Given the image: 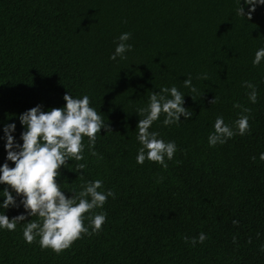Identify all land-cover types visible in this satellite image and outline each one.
Segmentation results:
<instances>
[{
  "label": "trees",
  "instance_id": "1",
  "mask_svg": "<svg viewBox=\"0 0 264 264\" xmlns=\"http://www.w3.org/2000/svg\"><path fill=\"white\" fill-rule=\"evenodd\" d=\"M238 6V0H0V137L4 124L15 123L21 142L19 114L37 104L62 107L68 92L87 94L110 129L96 134L97 156L83 137L84 159L61 166L57 183L66 197L95 179L102 180L98 190L115 193L91 210L106 213L101 230L91 233L85 219L90 234L59 254L42 249L39 237L23 239V223L38 217L0 230V264H264V60L252 64L264 47V5L246 18L235 14ZM123 32L131 33L132 49L110 60ZM188 76L195 92L183 85ZM245 82L256 87V103ZM173 85L192 117L165 126L161 113L149 130L175 141L177 151L167 168L147 159L137 164L136 110L151 92ZM240 114L249 116V130L210 147L216 117L235 129ZM4 157L0 140V163ZM78 163L85 164L82 175L73 172ZM24 212L5 210L10 219ZM201 232L203 243L184 239Z\"/></svg>",
  "mask_w": 264,
  "mask_h": 264
},
{
  "label": "clouds",
  "instance_id": "2",
  "mask_svg": "<svg viewBox=\"0 0 264 264\" xmlns=\"http://www.w3.org/2000/svg\"><path fill=\"white\" fill-rule=\"evenodd\" d=\"M235 14L241 17H250L251 13L259 5H264V0H238ZM247 6L248 11H245ZM131 33L123 32L116 38L114 51L109 56L115 61L117 57L125 59V54L132 49L127 43ZM264 60V47L258 48L252 59L253 65H259ZM247 88L251 89L248 99L251 103L257 101L256 87L245 82ZM184 87L190 92L196 89L192 85L191 76L183 80ZM184 96L177 87H161L158 92H151L145 107L138 108L136 114L139 120L136 124V140L139 143L135 161L143 164L147 159L158 163L162 168H167V160H171L177 151L175 141H165L159 138L157 131H150L154 121L160 114H164L163 125L181 122L192 117V111L184 107ZM62 99L65 104L62 107L43 110L37 104L19 114L18 120L22 126L19 141L14 138L15 123H7L2 127L3 148L5 151L4 162L0 163V230H15L18 223L25 221L26 215L38 217V220H29L23 223L22 236L26 243L33 242L34 238L39 246L49 248L59 254L69 248L71 244L81 237V234L96 233L106 219L103 211L93 214L91 210L103 208L106 200L115 198L111 189L98 190L102 188V180L95 179L86 181L80 191L66 197L61 183H57L60 176L61 166L67 168L69 160L81 161L84 159L85 144L83 137H87V148L89 154L97 156L94 150L96 134L101 129L108 131V125L101 115L90 106V98L87 94L79 98L72 96L69 92ZM215 98L210 102L213 103ZM239 107V105H235ZM244 109V112H247ZM142 117V118H140ZM249 116L240 114L233 121L235 129L224 122L222 116H217L212 127L213 131L208 134L207 142L210 147L217 143L223 144L234 135L243 136L249 130ZM256 159V157H253ZM259 159L264 160V152L259 154ZM12 162L13 166H9ZM85 164L78 163L73 172L83 174ZM19 197V201H17ZM24 213L16 215L11 219L5 214L9 207H20ZM85 213H89L85 216ZM89 221L85 226L84 220ZM205 234L199 233L196 237H184L193 246L203 243Z\"/></svg>",
  "mask_w": 264,
  "mask_h": 264
}]
</instances>
